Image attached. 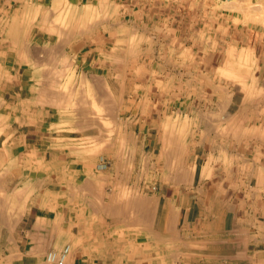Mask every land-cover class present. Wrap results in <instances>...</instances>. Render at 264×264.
<instances>
[{
  "label": "rangeland",
  "instance_id": "rangeland-1",
  "mask_svg": "<svg viewBox=\"0 0 264 264\" xmlns=\"http://www.w3.org/2000/svg\"><path fill=\"white\" fill-rule=\"evenodd\" d=\"M224 220L264 248V0H0V264H212Z\"/></svg>",
  "mask_w": 264,
  "mask_h": 264
},
{
  "label": "crops",
  "instance_id": "crops-1",
  "mask_svg": "<svg viewBox=\"0 0 264 264\" xmlns=\"http://www.w3.org/2000/svg\"><path fill=\"white\" fill-rule=\"evenodd\" d=\"M200 212L202 211L199 209V215L201 214ZM203 212H205V210ZM225 221L226 220H224L222 224L219 223L218 226H216L215 224L213 226H210V223H207L205 221L203 222L204 229H211L213 227V229L215 230L217 228V230L213 232L211 240H208L209 242L211 241V244L213 245L212 255H210L212 264H223V261L227 262V264H254V262H257L256 264H264V248L253 252V249H250L249 246H247L251 242L246 243L243 251H237V249H235V252H221L222 244H228L229 246H231L232 244L236 245L239 241H241V239L232 237L231 235L226 238L222 237V229L226 228Z\"/></svg>",
  "mask_w": 264,
  "mask_h": 264
},
{
  "label": "built area",
  "instance_id": "built-area-1",
  "mask_svg": "<svg viewBox=\"0 0 264 264\" xmlns=\"http://www.w3.org/2000/svg\"><path fill=\"white\" fill-rule=\"evenodd\" d=\"M70 253V246L65 245L60 250L49 249L45 254L46 261L50 264H66Z\"/></svg>",
  "mask_w": 264,
  "mask_h": 264
},
{
  "label": "bare ground",
  "instance_id": "bare-ground-1",
  "mask_svg": "<svg viewBox=\"0 0 264 264\" xmlns=\"http://www.w3.org/2000/svg\"><path fill=\"white\" fill-rule=\"evenodd\" d=\"M144 213V212H143ZM143 213L142 214H140V219H142V218H144V216H143ZM146 216V215H145ZM143 220H145V219H143Z\"/></svg>",
  "mask_w": 264,
  "mask_h": 264
}]
</instances>
